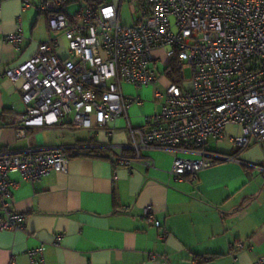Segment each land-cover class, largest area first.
Instances as JSON below:
<instances>
[{
	"label": "built area",
	"instance_id": "obj_1",
	"mask_svg": "<svg viewBox=\"0 0 264 264\" xmlns=\"http://www.w3.org/2000/svg\"><path fill=\"white\" fill-rule=\"evenodd\" d=\"M74 1L84 0L40 3L54 35L40 42L26 62L5 71L11 81H22L26 110L15 114L17 123L53 126L67 117L76 129L102 130L111 139L117 120L124 118L129 142L109 141L112 162L131 170L139 161L151 165L147 148L170 149L177 152L170 172L180 179L238 160V154L208 149L211 141L225 136L228 125L243 129L242 135L231 137L234 152L252 141L264 147V0H140L132 25L121 22L120 5L113 0L67 12ZM21 3L23 8L31 5L30 0ZM61 36L68 42L64 55L59 51ZM24 39L20 19L18 31L4 36V41L20 49ZM175 62L179 82L171 80ZM160 63L162 69L157 67ZM161 77L167 78L164 90L156 89L162 109L145 115V125L132 124L128 110L143 100L127 95L123 84L156 86ZM72 154L62 147L0 149V207L6 213L0 216V229H24L25 214L14 210L11 201L21 181L10 174L35 182L53 172L66 173ZM256 167L264 171V166ZM144 217L162 228L153 206H146ZM167 235L163 230L162 238ZM62 237L56 233L53 243L59 245ZM44 249L41 244L29 250L32 264L44 262ZM159 257L150 255L151 260ZM255 264H264V258Z\"/></svg>",
	"mask_w": 264,
	"mask_h": 264
},
{
	"label": "crops",
	"instance_id": "obj_2",
	"mask_svg": "<svg viewBox=\"0 0 264 264\" xmlns=\"http://www.w3.org/2000/svg\"><path fill=\"white\" fill-rule=\"evenodd\" d=\"M3 0L0 5V149L24 152L64 148L72 152L68 172H53L35 182L10 178L20 185L12 191L13 209L25 214L24 229H0V264H32L29 250L45 244L44 262L39 264H255L264 258V153L252 141L236 161H224L201 170L195 178H176L170 172L176 151L147 148L151 162H136L130 170L115 165L107 144H126L129 135L124 118L117 120L111 139L101 130L75 128L70 118L53 126L26 127L17 123L16 113L26 104L21 97L22 81H11L5 71L26 62L38 44L54 35L47 15L40 11L43 0ZM74 1L66 10L74 13L82 4ZM120 5L121 22L132 25L140 11V0H113ZM25 39L20 49L4 41L19 29ZM60 53L68 42L60 37ZM163 68V64L160 63ZM159 65V64H158ZM167 78L156 86L136 88L123 84L129 96L143 102L133 104L128 115L132 124L145 125V115L162 109L156 89L164 90ZM238 125H228L225 136L211 141V152L233 155L221 141L242 135ZM100 147L101 153L91 152ZM260 152V155H255ZM252 164V165H248ZM151 205L162 228L144 217ZM0 216L6 213L0 207ZM166 230V239L162 232ZM62 233L59 245L54 235ZM237 244L234 248L231 246ZM240 244V245H238ZM151 254L160 257L151 260ZM165 257L166 260H163Z\"/></svg>",
	"mask_w": 264,
	"mask_h": 264
},
{
	"label": "trees",
	"instance_id": "obj_3",
	"mask_svg": "<svg viewBox=\"0 0 264 264\" xmlns=\"http://www.w3.org/2000/svg\"><path fill=\"white\" fill-rule=\"evenodd\" d=\"M178 75H179V67H178L177 63L175 62L173 64V76H171V80L174 81V82H179ZM246 148H243V149H241L239 151H236V152H234V154H239L240 152H242ZM103 150H104L103 148L95 146V147L91 148L90 151L94 152V153H101V151H103Z\"/></svg>",
	"mask_w": 264,
	"mask_h": 264
},
{
	"label": "rangeland",
	"instance_id": "obj_4",
	"mask_svg": "<svg viewBox=\"0 0 264 264\" xmlns=\"http://www.w3.org/2000/svg\"><path fill=\"white\" fill-rule=\"evenodd\" d=\"M163 61H165V59H163ZM160 65L161 64H159L158 66L161 67ZM186 75L188 77L191 75V71L189 69L186 70ZM221 144L224 147L223 149L226 150V151H230L231 149L235 150L233 144H231V143H229V142H227L225 140L221 141ZM257 146H259L261 148V153H264V147H262L260 145H257ZM246 150H248V149H246ZM255 155H260V152L258 154H255Z\"/></svg>",
	"mask_w": 264,
	"mask_h": 264
}]
</instances>
